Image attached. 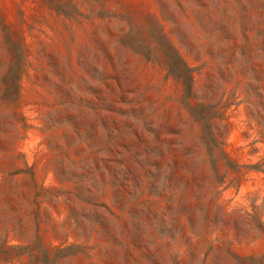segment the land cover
Instances as JSON below:
<instances>
[{
  "label": "rangeland",
  "instance_id": "obj_1",
  "mask_svg": "<svg viewBox=\"0 0 264 264\" xmlns=\"http://www.w3.org/2000/svg\"><path fill=\"white\" fill-rule=\"evenodd\" d=\"M0 264H264V0H0Z\"/></svg>",
  "mask_w": 264,
  "mask_h": 264
},
{
  "label": "trees",
  "instance_id": "obj_2",
  "mask_svg": "<svg viewBox=\"0 0 264 264\" xmlns=\"http://www.w3.org/2000/svg\"><path fill=\"white\" fill-rule=\"evenodd\" d=\"M173 60L174 62L168 65L169 74L177 82L183 84L187 91H191L194 83V71L177 53L173 57Z\"/></svg>",
  "mask_w": 264,
  "mask_h": 264
}]
</instances>
